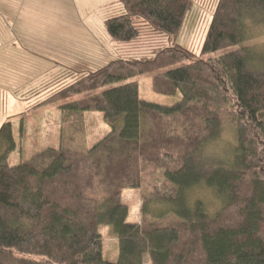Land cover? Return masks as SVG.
<instances>
[{"label": "trees", "instance_id": "16d2710c", "mask_svg": "<svg viewBox=\"0 0 264 264\" xmlns=\"http://www.w3.org/2000/svg\"><path fill=\"white\" fill-rule=\"evenodd\" d=\"M207 13L199 54L157 44ZM103 15L120 48L93 70L36 56L16 77L0 52V87L33 100L28 110L61 112L58 146L14 166L12 123L0 124V264H264V45L231 50L264 27V0H114ZM144 74L154 93L180 101L141 99L131 79ZM87 112L110 129L89 148L78 142ZM222 120L233 143L220 160L204 148L221 137ZM155 170L152 198L142 195L140 220L129 222L122 192L141 190ZM201 186L218 202L212 213L189 197ZM152 202L165 208L154 218ZM102 226L117 235L116 262L102 257Z\"/></svg>", "mask_w": 264, "mask_h": 264}, {"label": "rangeland", "instance_id": "374dc122", "mask_svg": "<svg viewBox=\"0 0 264 264\" xmlns=\"http://www.w3.org/2000/svg\"><path fill=\"white\" fill-rule=\"evenodd\" d=\"M85 1H87L88 6L81 8L76 6V0H67V6L61 3L62 6H59L57 4L58 0H34L32 4L30 0V9L31 5L35 8V11L31 10L30 14H28L31 27H27L23 23V26L22 24L20 25V39L16 41L17 45H15L17 47L15 50L16 55L13 58L5 56L9 57V59L11 58V60L13 59L11 67L17 70L16 77H18L20 72H24L19 64L24 63L28 58L36 56L40 59L54 60L61 64L59 69L64 66L75 73L93 70L97 66H103L110 61L108 56H112L114 49L118 50L120 45L110 40L103 27L104 15L101 7H98L99 0ZM209 19L210 14L207 13L201 23L198 22L195 27L189 24L175 37L159 39L157 44L165 46L180 45L195 54H199ZM254 29L258 30L260 27ZM258 32L251 39L243 42L240 46L233 47L231 50L237 47L264 45V27ZM2 46L4 50L0 51L3 52V55L10 54L11 48H8V45L5 44ZM218 54L220 53L211 54L210 56H217ZM202 58H206V56ZM23 75L25 74L23 73ZM30 80H28L29 82L25 81L32 86H35V84L39 85V78L37 83ZM131 81H137L139 96L147 102L171 106L181 99L180 93H176L174 96L154 93L151 88L149 74L134 77ZM14 84L12 83L13 86L18 87L22 83L15 81ZM112 86H107L106 88ZM98 91L80 94L73 99H81ZM33 102V100H26L20 91L13 92L6 83L3 84V87H0V124L7 120L11 121L13 137L18 144L17 149L24 151L23 154L18 150L12 152L8 158L10 165L19 164L21 155L29 157L35 151L58 146L61 130V112L58 107L52 105L28 110ZM83 116V129L82 134L79 135L78 142L81 143L80 145L83 144L85 148H89L105 137L110 132V129L99 112H87ZM20 121H24L22 132H20ZM224 123L222 120L224 127L221 137L207 144L204 148V154L220 160L227 158L228 147L233 143V133L226 121ZM152 173L155 176H146L141 190L126 189L122 192L121 200L129 209L127 219L129 222H139L140 220L142 195L144 194L148 199L152 198V186L160 178V172L155 170ZM189 197L191 200H201L209 213L214 212L218 207V202L204 186L190 190ZM152 207L153 212L148 215L150 218L156 217L162 209H165L162 204L157 202H152ZM100 232L102 235L103 259L108 262H116L118 256L117 235L111 226H102ZM142 264H149V262L144 258Z\"/></svg>", "mask_w": 264, "mask_h": 264}, {"label": "crops", "instance_id": "0c3cea01", "mask_svg": "<svg viewBox=\"0 0 264 264\" xmlns=\"http://www.w3.org/2000/svg\"><path fill=\"white\" fill-rule=\"evenodd\" d=\"M33 1L34 0H31V4ZM113 2L114 0H99L98 7H101V10L103 12L104 8H106L109 4ZM60 3L62 5L67 6V0H58L57 4L59 6H62ZM76 4H77L76 6L78 7L80 6L81 8L88 6L87 1L85 0H76ZM31 10L35 11V8H33V6L31 5V9H30V0H0V31H1L0 50L1 51L4 50L2 45L4 44L8 45V48L9 47L11 48L10 56L12 58L16 55V52H15L17 48L15 46L17 45L16 41H19L20 39L19 38V35L21 34V32L19 31L21 28L20 25L23 23L27 27H31L30 21H29L30 18L28 15L30 14L29 12Z\"/></svg>", "mask_w": 264, "mask_h": 264}]
</instances>
